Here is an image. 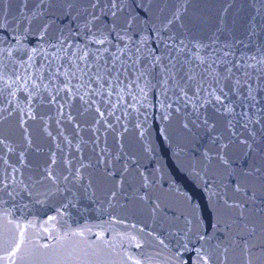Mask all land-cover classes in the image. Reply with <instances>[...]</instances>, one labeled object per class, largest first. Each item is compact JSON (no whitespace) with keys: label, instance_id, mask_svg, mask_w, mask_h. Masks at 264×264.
I'll return each mask as SVG.
<instances>
[{"label":"water","instance_id":"obj_1","mask_svg":"<svg viewBox=\"0 0 264 264\" xmlns=\"http://www.w3.org/2000/svg\"><path fill=\"white\" fill-rule=\"evenodd\" d=\"M94 2L0 0V264H264V0ZM92 14L131 41L87 40ZM85 44L127 71L67 92Z\"/></svg>","mask_w":264,"mask_h":264},{"label":"snow or ice","instance_id":"obj_2","mask_svg":"<svg viewBox=\"0 0 264 264\" xmlns=\"http://www.w3.org/2000/svg\"><path fill=\"white\" fill-rule=\"evenodd\" d=\"M108 6L109 8L118 9V5L115 3V0H112V2ZM23 7L27 8V4L25 3ZM69 7H73V5H69ZM89 7L93 9L100 7V0H95L94 3H91L89 5ZM41 9H42V4L37 5V10H36L34 18H37L43 15ZM101 10L103 11V9ZM112 16L115 17L116 12H112ZM98 20H99V17L96 16L95 14H92L91 21L86 20L84 24L82 25V29H83L85 38L87 40H90L92 43L98 44V45L111 44L112 42L109 39V37L111 36L112 32H116L117 36L121 40L128 39L129 41H131V37L128 35L127 31L125 29L118 30V26L115 22L111 26H106L103 24L98 25L96 23V21ZM49 27H50V24L46 23L39 30L40 32L39 38L41 39V41H43L44 44H47L53 49H56L58 52L62 51L66 46L70 47V45H67L69 36L65 34V31L63 29H59L55 33H49L48 31ZM128 27H131V24H129ZM26 30L32 31L31 20L29 21ZM121 32H123L122 36L120 35ZM181 43H183V41H181ZM196 46L201 49H204L207 47V45L201 44L200 42H197ZM31 51L33 53H36L38 50L36 48H33L31 49ZM43 51H46V49H43ZM77 51L80 53L79 56H77L76 53H73L72 57L68 58L69 65H70L69 67H65L63 64H61L60 66L56 67L54 71H52V77H51L52 79H57L58 77L64 78V88L66 89L67 92H72V87H70L69 85L72 79L77 78V73L80 74L81 78L87 77L86 83L89 86H91L92 84H96V83H100V84L107 83V80L105 79V77H107L108 79L116 80L118 82L119 76L121 75V71H127L123 69L122 67L121 69H116L114 67V63H113V66H109V62L107 60H104L102 56L95 55L92 52V49L89 47L88 44H85L82 48H79ZM104 51H108V49L105 48ZM95 52L96 53L100 52V49L97 48ZM182 52H183V49H177V56H179L180 53ZM169 55H171V53H169ZM213 55L214 53H208L206 56L199 57V59L201 60L202 64L208 63L209 61H211L212 64H216L217 61L212 59ZM90 56H91V59H89ZM162 58L163 57H153V60L159 61ZM29 59L31 60L32 57H29ZM80 59H83L85 61V64L83 67H81L78 63L74 62L75 60H80ZM101 61H104V62L101 63ZM152 67L154 68L155 65L152 64ZM161 67H164V66L161 65ZM172 67L175 68L176 65L173 64ZM93 69H95V71H93ZM135 71L137 72L138 77L145 75V70L143 68L135 69ZM164 71L167 72L168 69L165 67ZM89 73H91V75H89ZM216 75L219 80H227L232 75V68L223 67V71L222 72L218 71ZM29 78L31 79V77ZM44 78H45L44 74L41 73L35 79H32L33 87L36 89V95L40 94V87H41V84H38L37 80H39L42 83ZM236 83L239 84L240 81L237 80ZM43 87L47 89L48 85L45 84L43 85ZM93 92L95 93L96 90L93 89ZM181 92L183 93L185 97H187L188 92L185 89L182 88ZM257 94L258 93L256 92V90L253 89L251 85H248V95L251 98V100L256 101ZM32 96L33 94L30 93L29 98L31 99ZM40 99H41V102H43L42 96L40 97ZM214 99L217 102L222 101V97L220 95H215ZM54 100H55V97H52L53 102ZM202 107H204V105H202ZM204 122L207 123L208 121L205 120ZM253 135H255V133H253ZM243 143L247 144L248 141L244 140ZM225 147H227V145H225ZM29 195H31V193H29Z\"/></svg>","mask_w":264,"mask_h":264}]
</instances>
